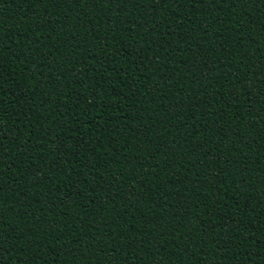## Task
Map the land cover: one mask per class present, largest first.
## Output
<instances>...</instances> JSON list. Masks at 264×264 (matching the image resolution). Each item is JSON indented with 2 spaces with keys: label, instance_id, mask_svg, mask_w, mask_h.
<instances>
[{
  "label": "trees",
  "instance_id": "obj_1",
  "mask_svg": "<svg viewBox=\"0 0 264 264\" xmlns=\"http://www.w3.org/2000/svg\"><path fill=\"white\" fill-rule=\"evenodd\" d=\"M249 7L0 0L5 264H264V0Z\"/></svg>",
  "mask_w": 264,
  "mask_h": 264
},
{
  "label": "snow or ice",
  "instance_id": "obj_2",
  "mask_svg": "<svg viewBox=\"0 0 264 264\" xmlns=\"http://www.w3.org/2000/svg\"><path fill=\"white\" fill-rule=\"evenodd\" d=\"M60 2H62V3H73V4L77 5V6H79V4L86 2V0H60ZM123 2H124V0H115V3H117V4H121ZM142 2H143V0H134L135 7L139 8ZM162 2H163V0H161V3ZM169 2H173V0H169ZM185 2L186 3H199V2H202V0H185ZM222 2H223V0H222ZM259 3H260V0H231V7L233 9H235L237 7V5L239 4L240 5V13L242 15H244V16H247L248 13L251 11V8L249 6L250 5H253V4H259ZM155 4H156V0H152L153 9H155ZM262 26H264V25H262ZM152 27L155 28L156 25L153 24ZM37 30H39V29H37ZM242 30H247V28L245 27ZM172 34L175 35L174 32ZM149 35H151V32L149 33ZM138 43H139V41H138ZM0 44H3V39H0ZM9 47H10V45H9ZM150 47H151V45H150ZM161 49H163V46H161ZM0 50H2V49H0ZM133 51H135V49ZM13 55H15V52L13 53ZM24 55H25V58L27 59L26 54H24ZM88 58L89 59H93L94 57H88ZM142 62L143 61H141V63ZM210 71H212V69H210ZM253 75L255 76L257 74L255 72H253ZM260 75H264V72L260 73ZM75 79L79 80L80 79V76L77 75V77ZM236 80L239 81V77H236ZM252 86H253L252 82L249 81V84L243 88V91L248 92L249 95H251L250 89H251ZM0 87H2V78H0ZM97 87H99V85H97ZM20 99L26 101V97L25 96H21ZM262 111H264V109H262ZM258 126H259V124H254L253 125V127H258ZM249 130L251 131V129H249ZM147 132H148V130L147 129H144V130H141V132L138 133V134L144 135V134H147ZM262 138H264V137H262ZM29 143H30V141H29ZM204 146H207L208 147V152L205 153V155H211L212 154V149H211V146L208 144L207 141H203L202 142V147H204ZM2 148H3V140L0 139V149H2ZM233 151H235V149H233ZM24 156L27 159H31V157H29L27 155V150L26 149H25V152H24ZM4 159H5V157L3 156V153L0 152V178H3L4 171L5 170H7L9 172L11 171V166L10 165H6L3 162ZM20 163L21 164H25V160H21ZM157 167H159V165H157ZM218 167H220L222 171H226L227 170L225 168L224 164H222V163L221 164H218ZM169 168H171V165H169ZM33 186L34 187H38L39 185L38 184H35ZM133 190L135 191V189H131L130 191L134 193ZM3 191H4V186H3V184H0V193H3ZM25 195H26V193H25ZM67 195L71 196V193H69ZM21 209H22L21 212L24 215L23 216H20V219H21V221H23L24 218L28 214V210L29 209H32V202L29 200L27 203H25L24 205L21 206ZM33 211H37V210L36 209H33ZM38 211H41L42 212V211H44V209L43 208H40V209H38ZM181 218L183 219V217H181ZM31 219H32L31 225H26V227L28 228V230L33 235H36V232L39 231L40 222L36 219V217L34 215L31 217ZM225 219H226V217H225ZM188 223H191V221L189 220ZM20 226L21 225H17V227H20ZM220 226H224V225H220ZM220 226L214 225V227H220ZM51 227H52V230L50 232L47 231V230H45L44 235L45 236H52V237L59 238L57 236V231L60 229V225L57 223V224L52 225ZM105 227H107V225H105ZM3 228H4V224L2 222V210H0V264H5L4 260L2 259L3 255L5 254L4 245L8 243L9 238H10V237L5 236L3 234ZM97 231H99V229H97ZM203 235L204 236H207L208 233L207 232H204ZM19 238L20 237H16V239H19ZM181 239H183V237H181ZM201 242L203 243V241H201ZM230 243H231V238H228V239H226V240H224L222 242V246L227 247L228 245H230ZM13 246H14V244H13ZM13 246L11 247V249L9 251L11 253V255H13L15 253V251H16V248L13 249ZM100 250L101 251H104V248L101 247ZM111 251L116 256H119L120 255V253L117 252V249L116 248H112ZM155 255H159V251H157L155 253ZM103 259H109L110 260L111 258L104 257ZM89 260L91 261V258H89ZM101 262H102L101 260H97V264H101ZM25 264H27V261L25 262ZM120 264H122V262H120ZM161 264H162V262H161Z\"/></svg>",
  "mask_w": 264,
  "mask_h": 264
}]
</instances>
